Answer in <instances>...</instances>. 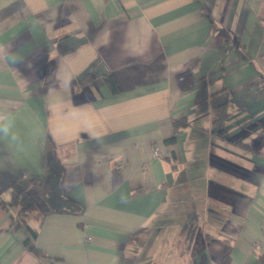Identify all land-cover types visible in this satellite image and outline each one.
<instances>
[{
    "label": "crops",
    "instance_id": "0c3cea01",
    "mask_svg": "<svg viewBox=\"0 0 264 264\" xmlns=\"http://www.w3.org/2000/svg\"><path fill=\"white\" fill-rule=\"evenodd\" d=\"M263 219L264 0H0V264H264Z\"/></svg>",
    "mask_w": 264,
    "mask_h": 264
},
{
    "label": "trees",
    "instance_id": "16d2710c",
    "mask_svg": "<svg viewBox=\"0 0 264 264\" xmlns=\"http://www.w3.org/2000/svg\"><path fill=\"white\" fill-rule=\"evenodd\" d=\"M103 77L113 92L120 90V86L112 73L107 72ZM174 123L175 128L179 130V125L187 124V121L181 118ZM61 178V165L56 160L52 150L49 149L47 150L46 173L35 182L26 177L14 181L11 184L10 202L7 204L2 201L3 206L11 209L12 223L15 226L24 225L27 228L29 236L25 241L31 249L34 248L33 240L37 235V230L29 221L31 215L39 214L38 217L43 218L52 212L62 210L79 212L81 210L80 204L63 190Z\"/></svg>",
    "mask_w": 264,
    "mask_h": 264
},
{
    "label": "built area",
    "instance_id": "2783aa9c",
    "mask_svg": "<svg viewBox=\"0 0 264 264\" xmlns=\"http://www.w3.org/2000/svg\"><path fill=\"white\" fill-rule=\"evenodd\" d=\"M157 152V148H155V153ZM263 232H264V219H263V224H262Z\"/></svg>",
    "mask_w": 264,
    "mask_h": 264
}]
</instances>
